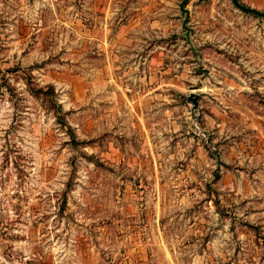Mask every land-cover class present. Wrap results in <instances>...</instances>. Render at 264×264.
<instances>
[{"label":"rangeland","instance_id":"374dc122","mask_svg":"<svg viewBox=\"0 0 264 264\" xmlns=\"http://www.w3.org/2000/svg\"><path fill=\"white\" fill-rule=\"evenodd\" d=\"M180 2L0 0V264H264V16Z\"/></svg>","mask_w":264,"mask_h":264},{"label":"water","instance_id":"95a60500","mask_svg":"<svg viewBox=\"0 0 264 264\" xmlns=\"http://www.w3.org/2000/svg\"><path fill=\"white\" fill-rule=\"evenodd\" d=\"M187 1L188 0H181L180 9L182 11V15L184 16L182 25L186 29L185 34L190 39V26L188 25V18L190 16V9L186 5ZM233 2L237 6H239L243 10H245L246 12L255 13V14H258L259 16H264V9H260L256 6H253V5H248V4L244 3L242 0H233Z\"/></svg>","mask_w":264,"mask_h":264}]
</instances>
